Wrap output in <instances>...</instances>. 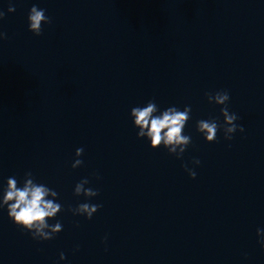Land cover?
I'll return each mask as SVG.
<instances>
[{"label":"clouds","instance_id":"obj_1","mask_svg":"<svg viewBox=\"0 0 264 264\" xmlns=\"http://www.w3.org/2000/svg\"><path fill=\"white\" fill-rule=\"evenodd\" d=\"M15 7L10 4L8 12H15ZM45 9L33 5L28 14V29L35 36L42 35V25L51 24L52 20L45 15ZM5 16L0 11V20ZM8 39L7 33L0 32V40ZM205 96L209 103L220 106V114L223 116V123L218 122V118L208 120H198L197 131L208 143H213L217 139L218 132L222 131L224 139L231 141L233 134L237 131H245L242 125L236 123L239 116L229 111L230 94L227 90H219L214 93L206 92ZM191 106H185L183 111L172 106L160 111L154 100H149L143 107L136 106L131 109L130 116L133 119L134 127L138 129L137 138L150 141L152 149L163 147L170 155H175L177 159H182L184 152L191 143V137L185 135L183 130L191 118ZM84 149L77 148L72 163V168L76 169L83 164L79 159L83 155ZM191 163L199 166L201 161L194 158ZM182 167L191 179H195L197 173L187 164ZM89 184L87 178L81 179L74 188V195H83L91 199L99 195L97 189L85 187ZM58 193L43 183H37L31 171L25 173L22 187H18L17 179L9 177L7 186L3 191L0 208L7 207L9 219L18 227L31 234L32 239L37 241H49L63 230L61 222L49 224V220L54 219L58 213L63 211V206L56 202ZM102 207L100 204L80 203L75 208H69L73 215H82L86 219H91L93 215ZM258 243L264 250V229H257ZM107 237H105V241ZM60 260H65V254H59Z\"/></svg>","mask_w":264,"mask_h":264}]
</instances>
